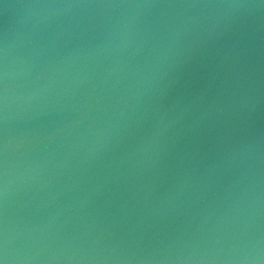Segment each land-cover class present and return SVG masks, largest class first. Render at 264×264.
Wrapping results in <instances>:
<instances>
[{
	"label": "water",
	"instance_id": "obj_1",
	"mask_svg": "<svg viewBox=\"0 0 264 264\" xmlns=\"http://www.w3.org/2000/svg\"><path fill=\"white\" fill-rule=\"evenodd\" d=\"M0 264H264V0H0Z\"/></svg>",
	"mask_w": 264,
	"mask_h": 264
}]
</instances>
